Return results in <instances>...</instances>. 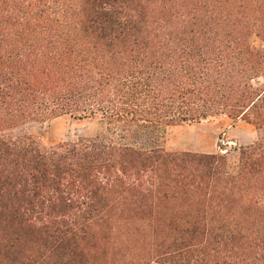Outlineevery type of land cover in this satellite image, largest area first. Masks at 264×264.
Returning <instances> with one entry per match:
<instances>
[{
  "label": "trees",
  "instance_id": "1",
  "mask_svg": "<svg viewBox=\"0 0 264 264\" xmlns=\"http://www.w3.org/2000/svg\"><path fill=\"white\" fill-rule=\"evenodd\" d=\"M207 120L257 139L122 143ZM0 264H264V0H0Z\"/></svg>",
  "mask_w": 264,
  "mask_h": 264
},
{
  "label": "rangeland",
  "instance_id": "2",
  "mask_svg": "<svg viewBox=\"0 0 264 264\" xmlns=\"http://www.w3.org/2000/svg\"><path fill=\"white\" fill-rule=\"evenodd\" d=\"M106 132V125L99 117L77 119L63 116L50 122H34L25 125L19 133L38 137L49 144L72 142L79 139H94ZM257 132L249 125H230L222 120H207L199 124L176 127H159L148 134L127 133L122 143L138 144L146 148L160 147L171 151L197 153H227L230 165L237 162L236 147L251 145ZM219 146H223L220 151Z\"/></svg>",
  "mask_w": 264,
  "mask_h": 264
}]
</instances>
